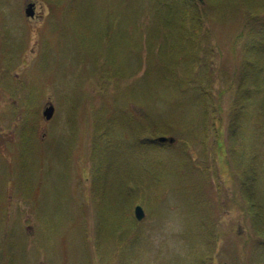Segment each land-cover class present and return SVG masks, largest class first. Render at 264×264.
Masks as SVG:
<instances>
[{"label":"rangeland","instance_id":"obj_1","mask_svg":"<svg viewBox=\"0 0 264 264\" xmlns=\"http://www.w3.org/2000/svg\"><path fill=\"white\" fill-rule=\"evenodd\" d=\"M55 1L0 0L2 264H264L223 160L237 115L264 203V0Z\"/></svg>","mask_w":264,"mask_h":264},{"label":"trees","instance_id":"obj_2","mask_svg":"<svg viewBox=\"0 0 264 264\" xmlns=\"http://www.w3.org/2000/svg\"><path fill=\"white\" fill-rule=\"evenodd\" d=\"M240 1L243 3V0H240ZM251 2H249V5H251L252 10H254L256 7H260L261 6L259 4L252 5L253 3H251ZM47 3L49 5V9L52 12L59 11V9L61 10V8L63 7V5H61V7H60L58 2L55 1V0H48ZM248 9H250V8H248ZM244 10H247L246 7L244 8ZM252 10L250 9L249 11L252 12ZM194 12H195L196 15L198 14V11L195 10ZM246 15H247V17L251 16L250 13H246ZM254 19H258V18L255 17ZM194 25L196 27H198L199 21L196 22ZM243 28H245V29L248 28V23H246L245 27H243ZM240 36L243 37L244 34H240ZM13 92H15V91L13 90ZM13 95L15 96V93H13ZM10 106L11 107H10L9 111L13 112V119H14V117L16 116L15 114L17 112V107L13 106V103ZM40 109H41V107L38 108V120L42 121L44 119V116H43L42 112L40 111ZM23 111H25V110H23ZM26 114H28V112H26ZM32 119L33 118H29L28 117L27 120H24V121L20 122L21 123V127H20V130H19L17 136H19L22 139V141H23V138H22L23 136L22 135L26 134L29 137V133H31L33 136L38 134V129H39L38 127L41 124H40L39 121L36 123ZM235 123L238 125V117H237V115H236V117H233V120H232V124H234V125L232 127L233 130H231L232 134L229 137L230 141H229V143L227 145V149L229 150V152L226 151L227 152L226 153L224 151L225 156H224L223 160H224V163L226 164V166L228 167V168H225V169L227 171L229 170V172H231L232 175L234 176V182H235L234 183V189H235V191L237 193V196H238V194H240V196L242 197L243 202H244V208L247 210L248 216L252 215L253 219L256 218V221H257L256 226H257V228L260 227V228L264 229V210H263L264 203H260L256 199L258 191H254L255 190V186L254 185H255V182L257 180V176H256L257 175V170L255 168V164H253L252 162L248 163V161H247V163H245L246 152L243 149V146H244V144H243V142H244L243 141V135L239 134L238 127L235 126ZM141 129L144 130L145 127L141 128ZM100 132H102V129L100 130ZM9 139H10V141L13 144L14 141L10 137H8V136H4L3 137V136L0 135V150H1L2 146L8 144L7 140H9ZM12 144H10V145H12ZM210 169L215 174L217 173L216 172L217 169H216L215 165L212 166L209 162L202 164L201 170L204 173L208 174L210 172ZM96 178H98V176H96L95 179ZM100 179H102V177H100ZM97 180H99V178ZM96 187L101 188V189L103 188V187H100V186H96ZM92 196H94L93 199H94V201H96L97 193L94 190H92ZM238 200H239V198H238ZM218 201H219V203L221 202L219 198H218ZM220 206H222V203H220ZM97 207L100 208L99 206H97ZM219 235H220V233H219ZM2 263H3V261H2V258L0 257V264H2Z\"/></svg>","mask_w":264,"mask_h":264},{"label":"water","instance_id":"obj_3","mask_svg":"<svg viewBox=\"0 0 264 264\" xmlns=\"http://www.w3.org/2000/svg\"><path fill=\"white\" fill-rule=\"evenodd\" d=\"M201 1H203V0H201ZM35 10H36V2L28 1L26 3V6H25V13H26L27 17H34L35 13H36ZM54 112H55L54 104L49 103L45 107V109L43 111V115H44L46 120H50L53 117ZM156 140L160 141V142H166V141L173 142L175 140V138L174 137L160 136V137H157ZM135 215L139 220H141L145 217V211L141 205H137L135 207Z\"/></svg>","mask_w":264,"mask_h":264},{"label":"flooded vegetation","instance_id":"obj_4","mask_svg":"<svg viewBox=\"0 0 264 264\" xmlns=\"http://www.w3.org/2000/svg\"><path fill=\"white\" fill-rule=\"evenodd\" d=\"M43 16V14H41V11H40V9H39V3H37V6H36V16H35V18H37V17H42ZM34 18V19H35ZM255 247V246H254ZM256 248V247H255ZM257 250H258V248H256V252H257ZM255 252V253H256Z\"/></svg>","mask_w":264,"mask_h":264}]
</instances>
